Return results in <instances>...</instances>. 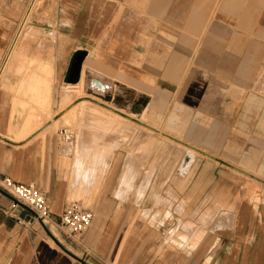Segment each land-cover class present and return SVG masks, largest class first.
I'll list each match as a JSON object with an SVG mask.
<instances>
[{"label": "crops", "instance_id": "1", "mask_svg": "<svg viewBox=\"0 0 264 264\" xmlns=\"http://www.w3.org/2000/svg\"><path fill=\"white\" fill-rule=\"evenodd\" d=\"M26 2L0 0V178L34 185L45 194L51 217L42 224L11 195L0 192V264H249L247 258L240 261L232 258L233 254L250 252L246 242L235 245L232 241L237 237H252L247 229L237 232L225 227L222 233H208L209 240L201 251L199 246L180 248L176 241L168 240L179 237L177 233L171 234L157 228L158 225L153 227L151 222L154 218V222L161 223L167 205L190 207L189 213L197 206L213 209L217 204L234 205L235 217L243 215L246 223L253 220L247 208L250 204L240 196L242 192L233 196L235 177H230L229 187L222 189L217 188L215 180L217 170L230 172L238 164L252 167V170L241 169L248 173H264V0H161L157 4L154 0H57L53 3L51 14L56 18L62 15L63 20L59 21L63 23L57 28L60 31L55 45L59 50L53 60V72L46 80L51 92L67 80L69 50L85 53L80 76L85 69L88 74L92 65L88 49L99 50L109 45V30L113 37L118 32L119 40L120 36L127 37L120 40L118 52L110 60L127 61L128 72L121 73L112 66V71L110 67H102L103 74L111 71L112 76L144 92L160 96L175 93L177 109L186 111L185 121L192 126L181 141L191 143L212 160L193 164L183 172L179 167L172 182L168 181L166 166L164 173H156L161 174L160 178H146V171L142 172L144 180L138 189L144 191V197L130 199L129 205L144 206L149 217L142 219V211L138 215H131V210L130 214L118 213L120 199L101 197L95 208H89L92 222L79 239L58 226L59 216L70 203L69 180L59 166L60 135L57 138L47 133L48 128L35 133L50 120L31 129L32 120L25 118L19 106L20 97L15 99L13 94L21 76L15 70L2 74L7 59L5 51L13 45L11 40ZM153 5L155 13L161 11L158 20H154L156 24L147 22L146 18L154 13ZM36 25L44 31L54 29L49 21ZM11 51L12 48L8 57ZM141 55L144 65L139 73L131 61ZM153 61L160 63L155 73ZM94 66L100 68L97 62ZM152 78L159 79V87L154 90ZM133 190H137L136 182ZM167 191L172 196L167 197ZM184 212L182 209L179 214L182 220H185ZM16 218L25 224L17 223ZM190 235L193 237V233ZM216 236L223 238L218 249L210 244V239ZM201 253L211 256L212 261L205 263ZM221 254L223 260L219 258Z\"/></svg>", "mask_w": 264, "mask_h": 264}, {"label": "rangeland", "instance_id": "2", "mask_svg": "<svg viewBox=\"0 0 264 264\" xmlns=\"http://www.w3.org/2000/svg\"><path fill=\"white\" fill-rule=\"evenodd\" d=\"M53 3H57V0H35V2L34 0H27L21 19L17 24L15 35L18 32L19 34L17 43L11 51L12 55L8 57L11 45L5 51L7 59L5 58L2 74L9 70H15L16 74L21 76L20 83L13 90V94L15 99L20 97L19 106L23 110L25 118L29 117L32 120L31 129L47 120L54 122L46 132L56 137L60 135L57 142L59 166L61 171H65V177L69 180V202L75 201L84 208L93 209L96 207L95 205H98L99 198L114 197L120 199L118 213L130 214L128 211L131 210V215H138L142 211L140 217L142 219L148 218L149 212L143 210L145 209L144 206L129 205L130 199L136 198L138 200L144 197V191L138 189V187H142L138 186L141 185L139 183L144 180L142 172L146 171V178L154 179V177L161 176V174L156 173H164L167 167L168 181L172 182L176 179L175 172L179 167L181 168L188 153H191L192 157L186 165H183V167L187 166L188 169L193 164L201 161L209 163L212 160L165 135L149 130L139 123L143 120V123L154 126L181 141L184 138L183 135L192 130V126L185 121L188 116L186 111L177 109L175 93H165L161 96L159 93H151L154 103L141 117L131 116L128 111L119 110V108L115 109L116 112L109 111L104 108L102 103L99 106L91 100L92 97L87 94L88 88L99 93L97 87L89 85L91 76H98L102 83L107 82L103 89L117 91L120 84L115 79L119 81L124 79L111 75L112 66L121 73L127 74L128 72L127 61L113 63L110 60L113 55L117 54L119 44L122 43L120 40L127 37L120 36L119 40L118 32L113 37L111 30H109V45H105L99 50L96 47L88 49L90 50L88 60L90 59L89 61L92 63V65L90 64L91 68H88V74L85 72L87 69L81 76L79 74L75 83L69 82L68 76L71 62L77 52L69 50L70 64L67 80L62 87L55 88L51 92L46 80L51 77L53 72V60L59 50L58 46L55 45L58 37L57 32L60 31L57 28L63 23V21H59L62 15L56 18L55 15L54 17L51 14L54 8L52 7ZM27 9H30V13L24 19ZM155 10L153 5L152 11ZM159 16L156 15L158 18ZM48 21L53 25V31L52 28L48 31L38 29L36 23L42 25ZM137 36L139 35L137 34ZM102 50L104 54H101ZM142 57V55L136 56L133 58L135 60L131 61V66H135L139 73L143 71ZM96 62L99 63L100 68L94 69ZM151 64L152 72L155 73L154 70L159 69L160 63L153 61ZM102 67H110L109 74H103ZM157 74H159L158 71ZM137 78L143 80L142 76H137ZM158 82L159 79L152 78L153 90L159 87ZM84 100L85 102L80 103ZM69 102H75L80 107H75L76 110L71 111L73 114L71 112L64 114V107ZM64 118H67V121H64ZM65 130L72 131L74 140L66 141L63 138L60 131ZM184 143L191 145L189 142ZM145 168L146 170H144ZM242 168L247 169L248 167H241L238 164L235 169H230V172L222 173L217 170L216 186L220 189L228 188L229 178L235 177L233 179L236 182V189L233 191V196L242 192L240 196L250 204L247 207L249 217L255 221L249 220L246 223L243 215L235 217L236 207L234 205L230 207L217 204L213 209L201 205L189 213H187V209L190 207L167 205L165 207L167 212L161 219V223L154 222L153 218L151 225L153 227L158 225L157 228L166 230L171 234L177 233L179 237L168 238V240L176 241L180 248L187 249V246H199L201 251L209 240L206 237L208 233H222L225 227L237 230V232L247 229V234L252 235V237H237V239L233 238L232 241L235 245H239V241L246 242L245 245L248 246L250 252L248 254H233V261L247 258L249 264L264 263V173H244ZM251 168L247 170H252ZM180 176H185V174ZM187 176L191 177V172ZM135 182L136 191L133 190ZM167 194V197L172 196L169 191ZM241 208L237 212H240ZM182 209H185L183 214L185 220L179 216ZM230 212L233 214L229 217L227 215ZM176 214L177 216H175ZM191 233H193V237L190 235ZM73 238L79 239V237ZM210 240V244H213L217 249L223 244V238L217 236ZM200 256L202 260L205 256V263L212 261V257H207L204 253H201ZM219 258L223 260V254L219 255Z\"/></svg>", "mask_w": 264, "mask_h": 264}, {"label": "bare ground", "instance_id": "3", "mask_svg": "<svg viewBox=\"0 0 264 264\" xmlns=\"http://www.w3.org/2000/svg\"><path fill=\"white\" fill-rule=\"evenodd\" d=\"M111 1V0H109ZM159 1L161 0H154V4H157ZM35 2V0H34ZM118 2V1H117ZM115 3V2H114ZM117 4V3H115ZM30 9L28 10L27 9V12L26 14L24 15V19L27 18V16H29V12ZM160 9L157 10V13H153L152 16L148 15L146 18H147V22L148 21H151L152 23H155L157 21H154L155 19L158 20V17H156V15H160ZM142 14H145V13H142ZM150 17V18H149ZM171 23V22H170ZM157 26V25H155ZM147 33V31H146ZM150 33V32H149ZM169 33V32H168ZM171 33V32H170ZM169 33V34H170ZM174 33V32H173ZM18 34L19 32L14 36L13 40H12V43L13 45L15 43H17V39H18ZM148 34V33H147ZM168 34V35H169ZM172 34V33H171ZM151 36V34H150ZM167 38H169V36H166ZM174 37V36H173ZM172 37V38H173ZM176 38V37H175ZM172 41V40H171ZM175 42V41H173ZM12 45V46H13ZM11 46V48L13 49V47ZM171 47V46H170ZM173 47V46H172ZM151 52H149L150 54ZM154 53V52H153ZM194 53V52H193ZM160 54V53H159ZM84 58H85V55H84ZM84 58L82 59L81 61V66H80V72H81V68H82V64H83V61H84ZM147 61V60H146ZM149 61V60H148ZM147 61V62H148ZM146 63V62H145ZM5 66V65H4ZM146 67V66H145ZM83 73V72H82ZM115 81L117 83L120 84V87L118 88L117 91H111V90H105L103 89L104 87H106L107 85V82H101L100 81V78L98 76H91L90 77V81H89V85H93L94 87H97L99 89V93H96L94 90H91V88H88V92L87 94H89L92 98L91 100L96 104V105H101V103L104 105V108H107L109 111H115V109L119 108L124 110V111H128L131 116H143L146 112V110L151 106L152 103H154L153 101V98H152V92L149 93V92H144L143 89H139V88H136V87H133L131 86L130 84H128L127 82H125L124 80H116ZM102 84V85H101ZM102 88V90H101ZM76 91V90H75ZM82 99V98H81ZM101 102H100V101ZM91 101V102H92ZM85 102L82 101L80 103H83ZM83 106V105H81ZM75 107H80L77 106V104L75 102H71L65 109V112L64 114L66 113H69V112H73V110H76ZM78 109V108H77ZM88 109V108H87ZM71 112V113H72ZM116 112V111H115ZM150 112V111H149ZM73 114V113H72ZM92 114V113H91ZM148 114V113H147ZM149 115V114H148ZM66 116V115H64ZM148 117V116H146ZM68 118V116H67ZM67 118H64V121H67ZM143 118V117H142ZM122 119V118H120ZM137 119V118H136ZM141 119V118H140ZM139 119V120H140ZM146 120V119H145ZM152 120V119H151ZM121 121V120H120ZM142 122H139L141 123L143 126H146L149 130L151 131H154L158 134H162V135H165L166 137H169L171 138L172 140H174L175 142L177 143H180V144H183V145H188V148H190L191 150H194V151H197L195 149H197L196 147L194 146H191L187 143H184L182 141H180L179 139H177L176 137H173V136H170V135H167L166 133H164L163 131H161L160 129L154 127V126H150V125H147L145 123H143V120H141ZM54 122L53 121H48L47 123H45L44 125H42V127H40L37 131H35V133H39L41 131H43L44 129H49L51 127V125L53 124ZM152 123V122H151ZM159 123V122H158ZM157 124V123H156ZM64 127V126H63ZM70 131V130H69ZM72 132V131H70ZM73 135V133H71ZM74 140V138H73ZM74 142V141H73ZM192 147V148H191ZM69 150V149H68ZM199 150V149H198ZM201 151V150H200ZM199 152V151H198ZM203 153V152H202ZM205 154V153H204ZM192 155L191 153H188L186 156H185V159H184V162H183V165H186L189 160L191 159ZM183 165L181 166L180 168V171L183 172L184 169L187 167H183ZM243 172H246L244 170H242ZM248 173V172H246Z\"/></svg>", "mask_w": 264, "mask_h": 264}, {"label": "built area", "instance_id": "4", "mask_svg": "<svg viewBox=\"0 0 264 264\" xmlns=\"http://www.w3.org/2000/svg\"><path fill=\"white\" fill-rule=\"evenodd\" d=\"M69 130L60 134L66 141L73 140V135ZM0 189L11 195L18 204L28 208L35 219L42 224L48 223L51 212L46 201L45 194L37 190L32 184L16 183L8 178H0ZM7 213V212H5ZM93 213L90 209L84 208L77 202L72 201L65 206L59 216L58 226L71 237H80L90 227ZM17 223L24 225L25 221L16 218ZM73 264H83L74 262Z\"/></svg>", "mask_w": 264, "mask_h": 264}, {"label": "water", "instance_id": "5", "mask_svg": "<svg viewBox=\"0 0 264 264\" xmlns=\"http://www.w3.org/2000/svg\"><path fill=\"white\" fill-rule=\"evenodd\" d=\"M85 53L79 51L75 54L74 59L71 62L70 72L68 76V81L71 83L77 82L78 76L80 74L81 61L84 58ZM188 147V145H186ZM192 148V147H191ZM202 153V151L195 149ZM243 172V171H242ZM245 173V172H244ZM0 192L4 195H7L3 190L0 189ZM8 196V195H7Z\"/></svg>", "mask_w": 264, "mask_h": 264}]
</instances>
